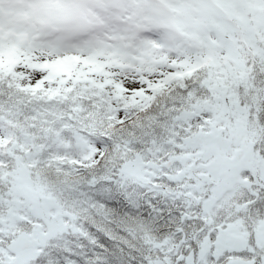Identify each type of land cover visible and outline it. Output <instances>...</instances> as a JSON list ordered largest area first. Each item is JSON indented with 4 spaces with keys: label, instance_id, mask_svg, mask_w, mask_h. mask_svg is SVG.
<instances>
[{
    "label": "snow or ice",
    "instance_id": "snow-or-ice-1",
    "mask_svg": "<svg viewBox=\"0 0 264 264\" xmlns=\"http://www.w3.org/2000/svg\"><path fill=\"white\" fill-rule=\"evenodd\" d=\"M0 264H264V0H0Z\"/></svg>",
    "mask_w": 264,
    "mask_h": 264
}]
</instances>
